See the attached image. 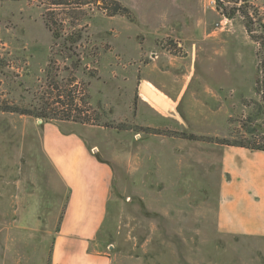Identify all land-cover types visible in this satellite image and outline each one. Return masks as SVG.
<instances>
[{"label":"rangeland","instance_id":"rangeland-1","mask_svg":"<svg viewBox=\"0 0 264 264\" xmlns=\"http://www.w3.org/2000/svg\"><path fill=\"white\" fill-rule=\"evenodd\" d=\"M116 1L132 17L93 7L76 27L82 39L70 44L53 38L47 4L0 0V106L41 108L60 91L74 97L76 120L0 110V264H50L51 254L82 244L142 251L144 234L151 264H264L262 240L216 225L230 175L224 146L181 135L233 141L250 137L246 123L264 138L253 37L264 34V0L248 2L253 33L240 13L230 19L219 11L217 0ZM157 60H166L165 76H190L169 112L139 92ZM105 209L110 224L86 236L85 225Z\"/></svg>","mask_w":264,"mask_h":264},{"label":"crops","instance_id":"crops-1","mask_svg":"<svg viewBox=\"0 0 264 264\" xmlns=\"http://www.w3.org/2000/svg\"><path fill=\"white\" fill-rule=\"evenodd\" d=\"M160 59V58H159ZM166 60H157L152 69L143 75V81L155 91L161 99L166 101L174 110L171 101L181 103L184 92L190 81V76L183 80L182 76L170 78L168 71L162 65ZM156 62V61H155ZM178 76V75H177ZM142 98L159 112H169L153 102L148 96ZM224 146V165L229 177L223 182L220 199L217 205L216 225L220 232L236 234L245 238H259L264 243V151H252L244 147ZM105 209L99 215L96 224L85 226L96 228L110 224L111 215ZM151 208L144 214L143 225H151ZM132 222V221H130ZM134 226V223L131 225ZM150 233V232H149ZM140 235V234H139ZM129 239V235L122 237ZM143 241V250L107 251L89 250L84 244L79 251L55 252L50 255V264H151V253L146 250V243H150L151 235L138 236V242ZM109 247V245H108ZM264 252V247H263Z\"/></svg>","mask_w":264,"mask_h":264},{"label":"trees","instance_id":"trees-1","mask_svg":"<svg viewBox=\"0 0 264 264\" xmlns=\"http://www.w3.org/2000/svg\"><path fill=\"white\" fill-rule=\"evenodd\" d=\"M47 4V13L45 14V22L50 29L52 36L55 40L63 38L65 42L70 44H76L82 39V29L76 28L81 24V21L86 19L88 16V10L93 7L104 9L108 11L110 16L122 14L127 17H132V12L126 6H123L119 1L116 0H40ZM243 1L245 4H240ZM235 3V6H228V3ZM249 0H217V8L226 17L233 19L237 13H240L245 20V27L249 33H253L252 25L254 23V16L251 14L248 8ZM240 4V5H238ZM69 20L70 30H65V22ZM264 32V24H261ZM254 35V34H253ZM256 41L259 42V77L257 78V90L261 96L259 109L260 115H264V34L254 35ZM58 88V87H57ZM63 93L59 91L58 96L51 103H45L41 108H35V106H21L10 102H4L0 106V110L4 112L18 113L20 115H30L35 118L43 119H55L62 121H76L74 116L71 114L72 106L75 102L72 94H67V99L61 98ZM71 97V100L68 99ZM49 105H54L52 108ZM69 107L70 112L61 110L60 107ZM68 111V109L66 110ZM260 117V116H259ZM84 123H89L90 120H83ZM243 129L250 137L242 134L241 139L228 140L221 138H205L195 136L194 134L181 133L183 138L188 140H208L210 142L218 143L221 145L238 146L244 147L252 151H264V138L256 140L254 136V130L246 123L243 124ZM254 137V139H253Z\"/></svg>","mask_w":264,"mask_h":264},{"label":"water","instance_id":"water-1","mask_svg":"<svg viewBox=\"0 0 264 264\" xmlns=\"http://www.w3.org/2000/svg\"><path fill=\"white\" fill-rule=\"evenodd\" d=\"M139 92L148 96L151 100H153V102H155L165 110L172 108L166 101L161 99V97H159V95L155 91H153L145 82H141L139 86ZM175 117L181 121L180 116L175 115Z\"/></svg>","mask_w":264,"mask_h":264},{"label":"built area","instance_id":"built-area-1","mask_svg":"<svg viewBox=\"0 0 264 264\" xmlns=\"http://www.w3.org/2000/svg\"><path fill=\"white\" fill-rule=\"evenodd\" d=\"M154 55H156V54H154Z\"/></svg>","mask_w":264,"mask_h":264}]
</instances>
